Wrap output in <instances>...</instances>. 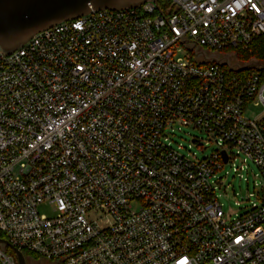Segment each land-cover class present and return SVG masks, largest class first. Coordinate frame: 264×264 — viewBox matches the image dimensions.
<instances>
[{
    "label": "built area",
    "instance_id": "2783aa9c",
    "mask_svg": "<svg viewBox=\"0 0 264 264\" xmlns=\"http://www.w3.org/2000/svg\"><path fill=\"white\" fill-rule=\"evenodd\" d=\"M262 35L264 0H155L0 47V238L58 264H264L263 68L229 62ZM176 127L217 150L179 154ZM235 153L262 186L232 218L211 179Z\"/></svg>",
    "mask_w": 264,
    "mask_h": 264
},
{
    "label": "rangeland",
    "instance_id": "374dc122",
    "mask_svg": "<svg viewBox=\"0 0 264 264\" xmlns=\"http://www.w3.org/2000/svg\"><path fill=\"white\" fill-rule=\"evenodd\" d=\"M204 51L207 57L215 55L219 58H223L222 53H213L209 50L198 48V52ZM186 50L181 47V52L176 53L175 58H184ZM203 60L202 56L195 59L197 63ZM252 63L260 65L254 60H248ZM229 62L232 65H244L246 61L239 60L238 58L231 57ZM250 63V62H249ZM259 67H262L260 65ZM263 111L262 107L250 106L245 115L247 118L253 119ZM202 138L203 143L201 146L193 144L192 138ZM168 142L172 149L179 154L188 158H203L211 155L212 152L217 150V146L209 142L203 133L191 127H176L172 131H169ZM217 186L216 198L222 207V211L226 216L236 217L243 215L250 210L253 203H257L255 195L257 190L262 186V179L258 169L250 162L244 161V157L240 154H234L231 162L226 164L221 171L216 173L214 178L211 179ZM222 181V184H216ZM251 195V196H250ZM38 212L41 215L47 217L54 216V207L48 203L41 204L38 207ZM8 255L13 256V252H5ZM26 264H58L42 259L29 258L26 256Z\"/></svg>",
    "mask_w": 264,
    "mask_h": 264
},
{
    "label": "water",
    "instance_id": "95a60500",
    "mask_svg": "<svg viewBox=\"0 0 264 264\" xmlns=\"http://www.w3.org/2000/svg\"><path fill=\"white\" fill-rule=\"evenodd\" d=\"M155 0H0V47L14 52L34 35L59 23L75 20L90 10L136 9ZM224 162L226 156L223 153ZM0 245L8 247L18 264H26L22 252L0 238Z\"/></svg>",
    "mask_w": 264,
    "mask_h": 264
},
{
    "label": "trees",
    "instance_id": "16d2710c",
    "mask_svg": "<svg viewBox=\"0 0 264 264\" xmlns=\"http://www.w3.org/2000/svg\"><path fill=\"white\" fill-rule=\"evenodd\" d=\"M237 58L239 60L246 61V62H248V60H251V59L258 62L260 65L263 66L261 73L264 75V35L256 38L253 41V43L251 45V53L239 54ZM253 64H255V63H253ZM260 65H258V66H260ZM0 237H2V236H0ZM0 248L3 249L5 252L12 253V251L6 246L0 245ZM24 256H25V259H26V256L27 257L29 256V258H31V259L32 258L36 259V257H33L29 254H24Z\"/></svg>",
    "mask_w": 264,
    "mask_h": 264
}]
</instances>
